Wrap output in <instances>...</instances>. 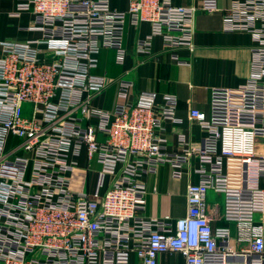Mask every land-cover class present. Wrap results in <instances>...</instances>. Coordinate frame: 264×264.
<instances>
[{"label": "built area", "instance_id": "1", "mask_svg": "<svg viewBox=\"0 0 264 264\" xmlns=\"http://www.w3.org/2000/svg\"><path fill=\"white\" fill-rule=\"evenodd\" d=\"M197 10L174 0H129L125 11L110 0H17L13 16L30 12L29 30L41 37L0 41V264H130L132 255L158 264L169 252L186 264H264V189L235 187L224 169L239 159L264 178V0H231L224 14V30L254 37L252 72L236 110L226 88L212 89L209 113L191 110L206 133L197 143L180 134L178 150L168 148L165 123L179 122L175 96L159 102L142 91L129 100L128 74L111 82L93 72L103 49L123 63L129 22L151 25L137 53L152 58L158 36L184 64L178 51L194 47ZM112 83L113 110L95 108ZM83 153L100 166L94 193L78 190ZM192 159L199 182L188 187L186 216L147 218L144 179L168 165L180 180ZM210 191L223 196L235 243L230 227L212 225Z\"/></svg>", "mask_w": 264, "mask_h": 264}, {"label": "crops", "instance_id": "2", "mask_svg": "<svg viewBox=\"0 0 264 264\" xmlns=\"http://www.w3.org/2000/svg\"><path fill=\"white\" fill-rule=\"evenodd\" d=\"M110 3L113 9L119 11H125L129 7V0H110ZM174 4L198 9L194 17V47L178 51L184 64H179L171 58L164 50L163 39L158 36L152 39V58L146 59L137 53L136 42L151 35V25L142 23L135 26L129 22L124 39L127 54L123 63L117 61L114 50L103 49L99 56V66L93 71L111 82L128 74L134 82L129 100H133L142 91L156 92L159 102H162L166 95L178 99L176 116L179 122L165 123L166 131L163 133L168 139L170 151L178 150L180 134L195 143L206 136L201 127L190 120V112L192 109H198L209 113L212 89H230L232 109H237L241 100L239 89L248 83L251 76L252 48L255 45L251 33L224 30V14L230 8L231 0H174ZM16 9L17 0H0V41L23 43L39 39L41 33L29 30L33 24V15L30 12H22L19 16H13ZM117 102L116 85L112 83L95 98L93 106L111 111ZM257 144L258 154L264 155V139L259 138ZM79 163L78 190L94 193L100 166L96 162L90 163L85 153L80 157ZM197 166L198 161L192 159L191 164L183 169L180 180L172 177L168 165L161 166L157 174L144 179L148 187L145 211L147 218L170 216L176 220L186 216L188 187L199 182L195 173ZM249 166L239 159L230 158L224 162V169L233 186L264 189V178L255 174V165ZM207 205L212 225L230 227L233 231L232 241L235 243V225L223 220V196L210 191ZM257 219L262 221L264 216L258 215ZM130 264L141 263L132 255ZM158 264H186V260L179 253L169 252L160 255Z\"/></svg>", "mask_w": 264, "mask_h": 264}, {"label": "rangeland", "instance_id": "3", "mask_svg": "<svg viewBox=\"0 0 264 264\" xmlns=\"http://www.w3.org/2000/svg\"><path fill=\"white\" fill-rule=\"evenodd\" d=\"M25 116H30V107L29 106L25 107Z\"/></svg>", "mask_w": 264, "mask_h": 264}]
</instances>
